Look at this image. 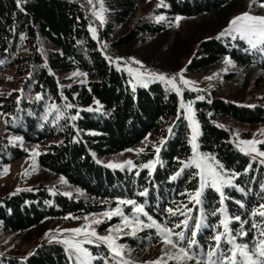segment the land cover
Wrapping results in <instances>:
<instances>
[{
	"label": "trees",
	"instance_id": "obj_1",
	"mask_svg": "<svg viewBox=\"0 0 264 264\" xmlns=\"http://www.w3.org/2000/svg\"><path fill=\"white\" fill-rule=\"evenodd\" d=\"M142 1L105 0L108 18L103 26L98 25L97 39L93 40L85 21V12L75 2L22 0L21 11L17 8L16 0H0V61H3L0 63V72L14 69L11 90L7 95H0V113L8 114L0 119V167L2 163L26 155L17 142L8 143L3 135L8 132L22 136L28 144H42L37 156L39 168L63 176L72 187L81 190L80 195L72 193L71 196H65L59 191L50 193L42 185L0 196L2 230L21 232L46 218L62 219L68 213L78 216L100 212L106 207L115 206L112 198L116 196L147 200V210L162 219L160 211L164 205L174 203L173 197L175 201H180L183 189L195 186V182L188 181L187 174L177 181L167 180V176L177 166L173 157L185 158L190 153L186 142L189 131L187 122L176 113L178 97L157 81L151 82L148 88L136 86L133 90L126 72L117 71L115 65L109 64L101 55V41L108 45L103 50L115 57L143 35L159 36L172 31L164 32L165 23L156 21L155 15L164 14L172 19L179 14L187 19H203L207 24L205 32L209 33L198 41L192 54H186V66L190 69L216 66L227 54L236 67L253 68L260 73L264 60L259 55L245 52L246 45L243 42L229 37L217 39L215 35L230 15L245 7V0H164L169 7L156 8L152 16L146 11L135 16ZM126 26L129 28L116 37L117 30ZM21 33H24V39H21ZM77 69L88 74L86 78L83 77L87 83L64 76ZM232 76L229 74L226 77L231 79ZM36 92L42 95L39 101L34 99ZM61 92L67 101L61 100ZM196 95L199 93L187 89L182 92L185 101L194 99L196 116L201 126V135L198 137L201 150L215 153L226 166L238 171L249 166L250 157L241 154L231 142V129L226 119H232L240 125L264 126V96L257 104H245L217 96L214 91L204 94V100H195ZM17 96H21L19 108ZM93 98L100 101V112L95 111ZM53 102L58 107H62L63 103L73 104L75 107L67 110L70 115H75L79 110V116L74 121L75 129L67 124L66 118L58 121L57 125H53L51 119L45 121L41 118L45 106ZM89 105L91 111L88 110ZM54 111L48 113L52 118ZM173 120L178 122L161 149L160 163L154 168L151 177L145 169H140L139 173H129L126 169H109L95 162L99 157L106 158L139 145L146 135L157 136L159 140L160 136L168 135L166 128ZM217 124H223L224 127H218ZM77 130L80 135L73 141ZM145 148L144 153L134 158L135 163L152 158L151 145ZM253 176L257 179H251ZM262 180L264 166L258 162L252 163L250 172L238 178L237 182L254 191L245 195L228 189V195L243 198L250 205L260 193L259 183ZM145 187L149 189L146 196L136 195ZM214 199L215 196L209 191L208 200ZM49 200L51 204L46 202ZM102 200L108 203H101ZM227 206L231 214L243 215L232 200L227 201ZM124 207L130 210L128 206ZM113 221H116L115 217ZM232 226L237 225L233 223ZM207 235V231L201 229L198 238L203 241ZM121 243L130 249L129 253L134 258L159 255L160 245L153 230L145 229L135 236H127ZM92 247L95 250V246ZM102 249L106 252V249ZM0 264H66V261L62 246L46 241L23 259L0 255Z\"/></svg>",
	"mask_w": 264,
	"mask_h": 264
},
{
	"label": "snow or ice",
	"instance_id": "obj_2",
	"mask_svg": "<svg viewBox=\"0 0 264 264\" xmlns=\"http://www.w3.org/2000/svg\"><path fill=\"white\" fill-rule=\"evenodd\" d=\"M100 7L91 9L93 16L100 21L101 26L104 23V6L102 0H99ZM92 3V0H89ZM22 0H16L17 8L23 11L21 7ZM253 4L264 8V0H249L248 9L231 16L223 29L217 34L216 38L231 37L233 40L243 42L246 47L245 52L252 53L253 56L259 55L264 60V14H254L251 11ZM169 7L160 0L155 7ZM183 17L177 14L174 20L166 21L164 15H157L156 21H165L169 27L178 26ZM92 39H97V30L93 25L88 28ZM24 39V33L20 34ZM101 55L109 64L115 65L117 71H124L128 74V83L133 87L140 85L148 88L153 81L163 84L167 91H172L180 98L177 104L176 113L178 117H182L187 122V145L190 147V153L185 158L173 157L177 162V166L167 176L169 182L177 181L183 175L187 174L188 181L195 182L193 188L185 187L180 193L181 200L174 203L165 204L160 211L162 219H158L155 215L147 210L148 201H140L136 198L116 196L115 206L106 207L99 213H87L82 217L83 223L69 228L49 229L45 231L44 236L49 241L58 243L62 246L65 255L66 264H134L125 256L126 251H130L125 244L119 242L122 236H135L142 230H153V234L160 245L159 255L144 261L143 264H264V180L259 183L260 193L256 200L249 201L243 198H233L228 195V189H232L237 193L248 195L254 191L253 188H245L237 182V179L250 172L252 163L258 162L264 166V127H261L253 133L251 138H241L236 131L231 132V142L235 148L241 153L250 157L249 166L242 170L230 168L218 158L215 153L202 151L198 142L201 135V126L196 116V109L193 106V100L185 101L182 98V92L187 89L190 92L202 91L196 81L184 75L186 68L180 67L174 73H166L146 67L140 59L132 56L112 57L103 49L108 47L107 43L101 41ZM37 51H41L37 49ZM190 62V61H189ZM223 62L225 65H232L233 61L229 55H224ZM3 63V61H0ZM45 66L46 63H45ZM227 67L222 71H227ZM51 74L52 70L48 69ZM72 76L87 77L86 72H76ZM216 73L206 79H212ZM11 79V77H9ZM81 83H87L86 79ZM59 87V85H58ZM211 87V85H209ZM62 101H67V97L60 93ZM35 100L42 99L40 92L35 93ZM204 95H196L195 100H204ZM21 96L16 97L17 108ZM93 104L96 105L95 111H101L100 101L93 98ZM251 106V105H249ZM75 106L71 103H63L62 107H58L55 102L50 106H45V111L41 117L43 120H52L53 125H57L58 121L66 118L67 124L72 128H76L74 121L79 116V110L75 115L68 114V109ZM54 111V118L48 113ZM91 111V105L88 106ZM8 115L0 113V119ZM211 116V113H208ZM18 119V118H16ZM177 120H173L172 124L167 125L166 131L168 135L160 136L158 142H151L152 158L147 159L143 163H135L132 158L120 160L109 159L105 166L109 169H126L129 173H139L140 169L147 170L148 176L151 177L154 168L159 161V154L165 142L172 135V130ZM213 123H216L213 121ZM223 128V124H217ZM43 127V125H40ZM91 134V130H89ZM257 133L260 138H257ZM80 135L79 130L72 137L73 141L77 140ZM150 135V134H149ZM149 137L146 135L144 141L147 142ZM22 136H9L8 143L14 144L22 142ZM145 147L128 148L124 151L135 152L136 154L144 153ZM32 154V168L36 167L35 157L40 153L38 146L25 149ZM95 159V154H93ZM97 164H101V160L95 159ZM8 170V165L4 166V171ZM27 174L26 172L22 175ZM247 180L248 177H245ZM257 179V177H251ZM61 183H66L64 177H60ZM17 187L16 191H19ZM50 193L54 192L53 188H49ZM81 190L76 189L79 193ZM211 191L215 196L212 201L208 200V192ZM149 192L147 187L139 190L136 195L140 197L146 196ZM63 195L71 196V192H64ZM232 202L243 212V215H234L228 209L227 201ZM51 204L52 201H46ZM101 203H108L102 200ZM124 206H128L125 209ZM155 211V209L153 210ZM113 217L118 218V223H109L105 232L98 231L99 226L106 221H111ZM64 219L78 220L72 213H68ZM235 223L237 226L233 227ZM201 229L207 231L208 235L203 241L199 237ZM51 233V235H50ZM89 246H95V251ZM101 248L106 252L100 251ZM23 259V257H21Z\"/></svg>",
	"mask_w": 264,
	"mask_h": 264
},
{
	"label": "rangeland",
	"instance_id": "obj_3",
	"mask_svg": "<svg viewBox=\"0 0 264 264\" xmlns=\"http://www.w3.org/2000/svg\"><path fill=\"white\" fill-rule=\"evenodd\" d=\"M160 1L158 0H143L141 2V8L137 10L134 14L135 16H139L141 12L146 11L150 13L152 16V11L155 10L156 4ZM249 0H245V7L242 10H239L232 15H230L224 25H222L216 32L215 35L224 28L228 19L245 10L248 9ZM104 6V23L107 20L108 9L106 7L105 0H102ZM95 4L100 7L99 0H95ZM251 11L254 14H264V8H260L258 5L253 4ZM152 13V14H151ZM164 15V14H159ZM157 15L154 16V19ZM166 21L174 20V18L169 19L164 15ZM165 23L164 32L172 30L171 32H167L165 34H161L159 36H151V35H143L131 42L127 50L119 51L116 56L128 57L132 56L137 59L143 61L144 65L150 69H155L159 71H164L166 73H174L180 67H185L186 71L184 75L194 81H196L199 88L202 90L199 95L208 94L210 91H214L217 96L228 98L231 100H235L236 102L245 103V104H257L260 102L264 96V67H262V72H257L253 68H240L236 67L234 64L225 65L223 59L216 66L206 67L201 70H193L186 66L188 62V58L186 54H192L195 46L198 41L202 37H207L209 33H206V22L199 18H183L178 26L169 27L168 24ZM103 23V24H104ZM98 25L101 26L100 21L95 18L94 27L96 30ZM129 27L117 30L116 37L125 32ZM198 33L201 34L200 38L198 37ZM114 36V37H115ZM225 38V37H223ZM231 38V37H229ZM169 44V46H168ZM261 59V58H260ZM227 67V71H222ZM77 70H73L64 74L66 77L73 78V81H82L83 77L81 76H72L71 74L76 72ZM13 72L14 69H5L0 72V95H7L13 86ZM212 73H216V75L212 79H206V77L211 76ZM127 74V73H126ZM232 74L231 79H228L226 76ZM128 75V74H127ZM11 77V79H9ZM129 80V76H128ZM154 82V81H153ZM163 86V84H161ZM211 85V87H209ZM140 86V85H137ZM239 90L235 92V90ZM180 98H178L179 100ZM187 101V100H186ZM194 106V99H193ZM227 125L230 127L231 132L236 131L241 138H251L253 133L256 132L257 129L264 127L262 125L256 126H246L240 125L236 121L232 119H226ZM3 135L7 138L12 135L8 132H4ZM231 135V133H230ZM257 138H260V134L257 133ZM158 140L157 136L149 137L148 141L144 140L139 145L133 147H145L148 144L151 145V142H155ZM24 150L30 149L33 146H38V151L42 150V144H28L24 141L17 142ZM262 150H264V146H261ZM26 155L24 157H20L18 159L12 160L10 162L2 163L0 167V196L15 192L17 187L19 189H31L35 186H45L47 189L53 188L54 191H59L61 193L71 192L76 193V195H80L81 193L76 192V188L72 187L67 180L64 178L66 183L60 182V175H55L50 172L42 171L39 168L37 156L35 157L36 167L32 168V154L28 151H25ZM135 152H120L114 154L109 157H99L97 159L101 160V164L105 165L106 161L109 159L120 160L125 158H134L137 156ZM8 165V170L4 171V166ZM26 172L27 174L22 175V173ZM130 211V210H129ZM99 213V212H95ZM83 215H78L77 217H81L78 220L72 219H53L46 218L42 220L39 224L21 232H13V231H4L0 228V255L11 258V259H21V257H26L30 254L37 246H39L43 242H51L44 236L45 231L49 229H57V228H69L77 226L78 224L83 223L82 217ZM114 218V217H113ZM116 221H106L103 225L99 226L98 231L103 233L108 227L109 223H118V218L115 217ZM51 235V233H50ZM127 236L120 237V241L122 242L123 238ZM55 243V242H53ZM159 243V242H158ZM158 243L154 245L158 246ZM154 246V247H155ZM93 248L92 246H89ZM95 251V250H94ZM100 251H103L101 248ZM104 252V251H103ZM125 256L127 259L134 262V264H143L144 261L150 260L156 256H149L143 259L134 258L131 256L129 251L125 252ZM103 264V261L100 262Z\"/></svg>",
	"mask_w": 264,
	"mask_h": 264
},
{
	"label": "built area",
	"instance_id": "obj_4",
	"mask_svg": "<svg viewBox=\"0 0 264 264\" xmlns=\"http://www.w3.org/2000/svg\"><path fill=\"white\" fill-rule=\"evenodd\" d=\"M74 2L80 3L81 8H83L85 12V21L88 25L95 24V16H93L91 9L95 8V0H92V3H89V0H74Z\"/></svg>",
	"mask_w": 264,
	"mask_h": 264
},
{
	"label": "bare ground",
	"instance_id": "obj_5",
	"mask_svg": "<svg viewBox=\"0 0 264 264\" xmlns=\"http://www.w3.org/2000/svg\"><path fill=\"white\" fill-rule=\"evenodd\" d=\"M68 1H72V2H74V0H68ZM75 3H77V4L80 5V3H78V2H75ZM95 8H98V5H97V4H95Z\"/></svg>",
	"mask_w": 264,
	"mask_h": 264
}]
</instances>
